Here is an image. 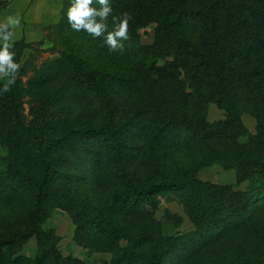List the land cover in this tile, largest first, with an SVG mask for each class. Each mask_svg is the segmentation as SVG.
Masks as SVG:
<instances>
[{"label":"trees","instance_id":"1","mask_svg":"<svg viewBox=\"0 0 264 264\" xmlns=\"http://www.w3.org/2000/svg\"><path fill=\"white\" fill-rule=\"evenodd\" d=\"M110 4L112 15H132L125 50L110 52L102 37L76 31L84 51L64 42L29 81L32 94L49 104L38 126L22 119L18 79L0 95V212L19 215L23 225L0 233V264H83L62 255L43 220L61 203L64 186L90 180L112 190L108 211L122 212L140 230L123 246L110 243L107 264H264V0ZM69 5L63 0L57 24L67 39L74 31ZM149 24L152 40L145 43L139 29ZM24 47L14 41L17 62ZM210 103L222 118L207 119ZM245 110L256 119L254 134L243 124ZM240 135L248 143L238 142ZM139 142L144 158L135 163ZM178 148L200 150L201 158L168 176L164 156ZM214 164L234 168L235 183L247 180L249 188L197 177V169ZM166 193L179 196L191 232L161 231L155 214ZM105 218L81 229L103 233ZM108 234L118 240L122 229L112 226ZM30 239L33 254L21 252Z\"/></svg>","mask_w":264,"mask_h":264},{"label":"rangeland","instance_id":"2","mask_svg":"<svg viewBox=\"0 0 264 264\" xmlns=\"http://www.w3.org/2000/svg\"><path fill=\"white\" fill-rule=\"evenodd\" d=\"M63 0H0V22L8 15L19 13L20 26L15 29L14 41L23 40L25 47L19 57L21 64L17 74L19 87L17 89L18 102L20 104L22 119L30 127L39 125V118L44 119L49 115V104L45 95H34L30 91L29 81L41 69L44 63L49 62L58 54L65 50L64 42L73 45L75 49L84 45L86 41L78 37L76 31L71 32L70 39L68 33H62L57 24L62 16ZM152 27L149 24L139 29L141 39L145 43L152 40ZM81 41V42H80ZM94 58V56L92 57ZM167 59H152L148 63L155 62L163 64ZM101 62L106 63V58ZM5 83L6 80L2 79ZM96 104H100L99 99H95ZM121 111L119 110L118 114ZM224 113L214 103H210L207 111V119L212 121L222 118ZM242 121L249 133L256 132V119L248 111L242 112ZM240 143H248L246 135L237 137ZM137 148L140 149L135 163H141L144 156L142 142ZM202 152L190 151L185 148L173 149L164 156V168L168 176H173L178 169L185 166L195 165L201 158ZM264 161V151L259 155ZM256 169V167H255ZM264 170V168H263ZM236 171L234 168H223L219 164H214L197 169L196 175L203 181L212 183L232 184L235 189L246 190L249 188L248 181L239 184L235 183ZM138 176H143L144 172H137ZM256 176H261L257 171ZM61 203L50 209L45 215L43 225L53 231V238L62 255L78 259L83 264H107L111 258V251L107 250L110 243L114 246L127 244L132 233H138L139 226L128 219H122V212L112 215L108 211V204L112 202V190L101 189L94 180L81 182L63 187ZM179 196L173 193H166L158 197V208L156 218L160 222L161 231L166 235H184L193 230L192 223L182 211L178 202ZM8 216V218H6ZM0 212V233L22 225L19 215H7ZM99 216H106L103 226V233L82 230L81 227L90 219L98 220ZM13 222V226L8 224ZM23 226V225H22ZM21 226V227H22ZM112 226L122 229V237L113 238L109 233ZM13 227V228H11ZM79 232L75 235V233ZM108 235V236H107ZM35 250V240L30 239L21 252L33 254Z\"/></svg>","mask_w":264,"mask_h":264},{"label":"clouds","instance_id":"3","mask_svg":"<svg viewBox=\"0 0 264 264\" xmlns=\"http://www.w3.org/2000/svg\"><path fill=\"white\" fill-rule=\"evenodd\" d=\"M110 0H70L67 22L77 32H86L96 38H103V45L110 52L125 50L123 41L129 39V23L132 15L124 11L119 16L112 15ZM111 16V28L109 17ZM19 13L8 15L0 22V79L6 80L0 88V95L7 93L16 82L21 64L16 61L14 48L15 29L20 26Z\"/></svg>","mask_w":264,"mask_h":264}]
</instances>
